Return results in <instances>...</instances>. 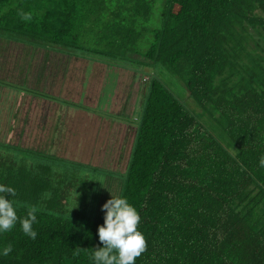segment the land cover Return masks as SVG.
Returning <instances> with one entry per match:
<instances>
[{
  "label": "trees",
  "instance_id": "obj_1",
  "mask_svg": "<svg viewBox=\"0 0 264 264\" xmlns=\"http://www.w3.org/2000/svg\"><path fill=\"white\" fill-rule=\"evenodd\" d=\"M161 3L0 0V42L147 77L124 173L0 138V183L17 190L21 220L32 209L39 220L36 240L20 224L0 235V253L13 249L0 264H94L111 193L140 211L148 249L136 264H264V0ZM27 80L0 77V100L6 87L47 94Z\"/></svg>",
  "mask_w": 264,
  "mask_h": 264
},
{
  "label": "rangeland",
  "instance_id": "obj_2",
  "mask_svg": "<svg viewBox=\"0 0 264 264\" xmlns=\"http://www.w3.org/2000/svg\"><path fill=\"white\" fill-rule=\"evenodd\" d=\"M32 52L22 44L0 42V77L21 85L27 78L33 89L47 93L20 94L4 88L0 138L124 173L144 108L147 77L62 55H50L46 61L44 50ZM158 74L192 113L218 129L211 113L198 105L179 77L162 70ZM108 197L111 200L113 194Z\"/></svg>",
  "mask_w": 264,
  "mask_h": 264
},
{
  "label": "clouds",
  "instance_id": "obj_3",
  "mask_svg": "<svg viewBox=\"0 0 264 264\" xmlns=\"http://www.w3.org/2000/svg\"><path fill=\"white\" fill-rule=\"evenodd\" d=\"M260 165L264 167V159ZM17 195L15 188L0 183V235L20 224L25 236L36 240L39 234L34 230V225L39 223L38 210H30L28 216L21 220L15 199ZM103 210L106 212V224L100 227L99 236L104 247L96 249L92 257L94 264H136L137 259L148 249L147 238L139 229L142 220L140 211L127 198L114 194ZM12 251L8 247L0 254L7 257Z\"/></svg>",
  "mask_w": 264,
  "mask_h": 264
},
{
  "label": "crops",
  "instance_id": "obj_4",
  "mask_svg": "<svg viewBox=\"0 0 264 264\" xmlns=\"http://www.w3.org/2000/svg\"><path fill=\"white\" fill-rule=\"evenodd\" d=\"M80 60H83V59H80Z\"/></svg>",
  "mask_w": 264,
  "mask_h": 264
}]
</instances>
